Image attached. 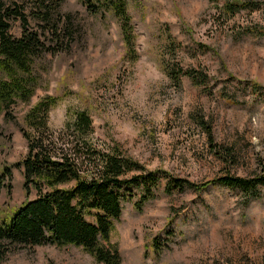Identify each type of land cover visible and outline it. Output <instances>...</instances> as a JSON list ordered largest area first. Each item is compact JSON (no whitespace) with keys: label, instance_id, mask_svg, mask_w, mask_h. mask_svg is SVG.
I'll use <instances>...</instances> for the list:
<instances>
[{"label":"rangeland","instance_id":"rangeland-1","mask_svg":"<svg viewBox=\"0 0 264 264\" xmlns=\"http://www.w3.org/2000/svg\"><path fill=\"white\" fill-rule=\"evenodd\" d=\"M243 1L0 0V9L19 10L9 19L12 38L34 31L44 43L32 55L28 102L12 105V119L0 115L9 184L0 215L26 198L19 127L48 94L51 129L60 133L85 112L92 148L137 163L124 176L157 170L158 185L139 207L135 185L117 190L110 240L120 264H264V183L248 194L200 186L264 166V0ZM168 177L185 183L167 186ZM0 264L102 263L80 246L35 244Z\"/></svg>","mask_w":264,"mask_h":264},{"label":"trees","instance_id":"trees-1","mask_svg":"<svg viewBox=\"0 0 264 264\" xmlns=\"http://www.w3.org/2000/svg\"><path fill=\"white\" fill-rule=\"evenodd\" d=\"M231 1L236 7L245 4L243 0ZM17 13L15 8L0 9V115L11 119L12 105L28 102L34 92L37 78L31 72L32 55L44 46L34 31L18 38L9 35V19ZM53 102L51 95L44 94L23 112L19 129L26 149L16 164L22 167L21 186L26 198L0 215V261L21 246L71 244L102 264H120L116 243L110 240L112 220L119 217L121 209L117 190L123 184L135 185L140 193L135 205L139 207L158 185L157 170L124 176L137 168V163L116 152L92 148L86 139L91 128L85 112L76 113L63 127L65 133L54 131L47 122V110ZM7 175L4 166L0 192L9 186L4 181ZM183 181L168 177L167 186H181ZM207 183L236 186L252 193L257 184L264 183V166L248 178L223 174L200 186ZM31 192L33 196L27 197Z\"/></svg>","mask_w":264,"mask_h":264}]
</instances>
